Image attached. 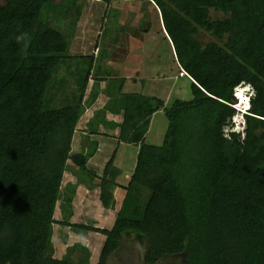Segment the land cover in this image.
<instances>
[{"label":"trees","instance_id":"trees-1","mask_svg":"<svg viewBox=\"0 0 264 264\" xmlns=\"http://www.w3.org/2000/svg\"><path fill=\"white\" fill-rule=\"evenodd\" d=\"M85 1L0 0V264H90L91 235L102 240L96 264H107L127 233L145 240V264H264V0H139L144 33L156 27L159 54L192 98L164 109L167 128L153 145L146 134L164 102L126 94L122 121L108 122L119 140L89 170V155L73 150L83 99L47 108L62 61L74 58ZM242 90L243 136L232 123ZM119 142L136 156L128 183L115 184L126 195L114 224L76 222L66 175L94 179L110 208Z\"/></svg>","mask_w":264,"mask_h":264},{"label":"rangeland","instance_id":"rangeland-1","mask_svg":"<svg viewBox=\"0 0 264 264\" xmlns=\"http://www.w3.org/2000/svg\"><path fill=\"white\" fill-rule=\"evenodd\" d=\"M142 4L145 3L139 0H121L108 4L101 0L85 1L83 18L79 19L72 33L71 53L74 58L62 61L51 83L53 90L48 109L75 105L80 98L83 99L85 110L73 150H82L89 155L86 162L88 170L98 169L101 162L104 164L110 155L111 145L119 140L116 139V127L109 126L108 122L122 121L126 94L135 92L145 98L164 102L163 106L160 105L162 109L153 116L146 134L147 142L153 145L162 143L167 128L164 109L175 102H187L192 98L193 86L178 75L168 55L159 54L164 44L156 27L151 26L150 33H144L147 21L145 17H140ZM158 15L161 17L159 9ZM199 39L207 42L211 38L202 32ZM238 95V114L232 118V123L233 131L243 136V111L249 107V90H242ZM93 141L98 142L100 149L94 157L92 154L96 146ZM117 148L114 165L116 179L110 188L114 197L110 208L101 204L99 188L91 186L94 179L81 177L80 171L76 172L75 168L72 175H66L62 194L65 187L73 189L70 200L74 204L76 222L103 228H111L114 224L116 213L126 195L115 184L123 186L128 183L136 156V148L125 142H119ZM83 242L90 248V264H96L102 240L91 235L83 238ZM145 252V240L136 233H127L119 250L108 259L107 264H145ZM159 264H185V260L183 256H175Z\"/></svg>","mask_w":264,"mask_h":264},{"label":"clouds","instance_id":"clouds-1","mask_svg":"<svg viewBox=\"0 0 264 264\" xmlns=\"http://www.w3.org/2000/svg\"><path fill=\"white\" fill-rule=\"evenodd\" d=\"M238 94H239V93H238ZM238 97H239V95H238ZM238 99H239V98H238ZM236 109H238V108L236 107ZM245 113H246V111L244 110V111H243V114H245Z\"/></svg>","mask_w":264,"mask_h":264},{"label":"built area","instance_id":"built-area-1","mask_svg":"<svg viewBox=\"0 0 264 264\" xmlns=\"http://www.w3.org/2000/svg\"><path fill=\"white\" fill-rule=\"evenodd\" d=\"M238 106V105H237Z\"/></svg>","mask_w":264,"mask_h":264}]
</instances>
